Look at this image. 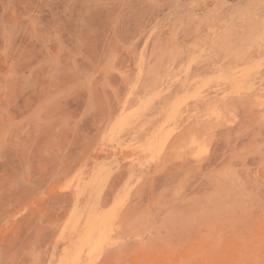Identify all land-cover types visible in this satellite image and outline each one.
<instances>
[{
	"label": "rangeland",
	"instance_id": "1",
	"mask_svg": "<svg viewBox=\"0 0 264 264\" xmlns=\"http://www.w3.org/2000/svg\"><path fill=\"white\" fill-rule=\"evenodd\" d=\"M0 264H264V0H0Z\"/></svg>",
	"mask_w": 264,
	"mask_h": 264
}]
</instances>
